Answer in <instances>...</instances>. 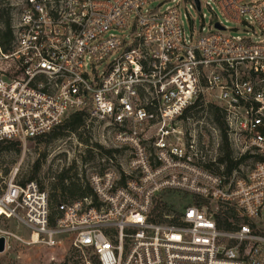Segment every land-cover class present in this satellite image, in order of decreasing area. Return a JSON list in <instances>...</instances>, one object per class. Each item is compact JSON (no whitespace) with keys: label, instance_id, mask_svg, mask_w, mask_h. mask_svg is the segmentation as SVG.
<instances>
[{"label":"built area","instance_id":"built-area-1","mask_svg":"<svg viewBox=\"0 0 264 264\" xmlns=\"http://www.w3.org/2000/svg\"><path fill=\"white\" fill-rule=\"evenodd\" d=\"M197 3L17 6L12 47H0V142L36 139L84 111L85 128L101 125L117 150L87 178L96 199L58 204L52 224L36 181L21 185L15 173L5 181L0 216L23 225L31 243L53 248L68 239L98 264H264V0ZM181 4L207 9L209 23L197 29ZM218 13L251 34L230 33ZM198 101L223 110L231 148L252 156L244 174L243 165L228 177L202 165L216 157L201 154L184 128L191 118H181ZM163 191L193 202L154 217ZM228 210L226 228L217 214Z\"/></svg>","mask_w":264,"mask_h":264},{"label":"rangeland","instance_id":"rangeland-1","mask_svg":"<svg viewBox=\"0 0 264 264\" xmlns=\"http://www.w3.org/2000/svg\"><path fill=\"white\" fill-rule=\"evenodd\" d=\"M23 0H8L9 4L14 7L16 17L17 6H20ZM168 5V4H166ZM164 5L162 9L166 6ZM181 16L188 14L190 19L195 22V27L199 29L202 25L206 26L210 21V13L203 8L200 12L189 7V4H181ZM201 14L204 15L203 21ZM218 18L228 26L229 32L241 36H248L251 34L250 30L245 29L241 25L232 22H225L218 13ZM185 27H188V22L184 20ZM238 29L235 31L234 29ZM70 115V114H69ZM68 115V116H69ZM67 116V117H68ZM202 122L203 124H198ZM186 134L196 138L200 148L201 154L206 156V159L216 157L218 153L219 137L213 130L212 125L203 119H191V121L184 124ZM88 131V132H87ZM85 136L89 137V143L97 142L105 148L113 147L110 135L103 130L102 126L95 125L94 128L85 130ZM77 134L65 133L58 139L51 141L49 144L37 142L35 140H21L20 143L10 150L0 151V191L7 179L15 173L16 180L27 179L34 167L37 159L42 161L40 169L37 173L36 182L41 184L49 193H54L57 198L59 192L54 188L56 185V175L65 169L68 174L72 173L78 175L83 181L87 180L89 174L97 171L102 162H98V155L93 154L88 158L87 145L81 141ZM197 146V143H196ZM199 150V147H197ZM235 151L238 149L232 148ZM233 150V151H234ZM234 151V157L239 155ZM239 152H242L241 150ZM84 157H87L84 161ZM101 160V159H100ZM99 160V161H100ZM122 167L125 166V161L120 158L116 161ZM252 161H247L240 167V174H244L252 165ZM7 170V173L5 171ZM168 202L174 205L176 210L182 209L187 203L192 201V198L187 195L185 198L182 194L171 193L168 197ZM159 201V200H158ZM5 237V249L0 253V264H65L67 257L70 261L81 257L89 258L92 254L89 251H78L68 239H60L58 245L53 248L45 247L42 243H31L30 232L12 217L0 216V237Z\"/></svg>","mask_w":264,"mask_h":264},{"label":"trees","instance_id":"trees-1","mask_svg":"<svg viewBox=\"0 0 264 264\" xmlns=\"http://www.w3.org/2000/svg\"><path fill=\"white\" fill-rule=\"evenodd\" d=\"M14 7L9 4L8 0H0V47L3 50L10 49L12 47V42L14 40L13 35V23H14ZM86 114L84 111L71 113L68 117H66L61 124L52 128L48 133L37 137L35 140L37 142L44 143L45 145L49 144L51 141L64 136L65 133H73L77 134L78 137L85 136V121ZM182 119H201L209 122L212 127L216 130L217 136L219 137V145H218V154L214 161L207 160L202 163V165L211 171L214 174L224 175L226 177L230 176L235 170H238L241 165H243L247 160L252 157L248 153L240 155L238 157H234V151L231 148V144L228 138V129L225 123L223 110L217 105L208 103L206 106H201V102L198 101L196 105L185 110L181 116ZM88 132V131H87ZM81 141L89 147L88 158L95 157L93 154L98 155L96 157L98 162L105 155L112 156V154L117 151L115 148H105L103 145L95 142L89 143V137H80ZM20 142L18 140H8L5 142H0V151L2 150H10L14 146L18 145ZM44 155H42L43 157ZM41 159H37L34 163L33 170L30 176L24 180H16L17 183L24 185L28 181H35L37 177V173L41 166ZM87 157H84V161ZM256 158V157H254ZM101 165V164H100ZM222 167V169L220 168ZM68 170L65 169L56 175V185L54 188L59 192V198L56 197L54 193H49V191L45 190L41 184H38L41 190H45L48 194V206L50 210L49 222L53 223V220L58 215L57 205L63 202L73 201L76 199H80L83 197H91L92 200H95V196L92 193L91 188L88 185V181H83L82 178L76 174V172L71 175L68 174ZM7 173V170L5 171ZM4 186V185H3ZM174 193L172 191H163L160 192L155 198V204L152 209V215L154 217L161 218L162 213H169L171 211L178 212L174 208V205L168 202L167 197ZM179 194L178 192H175ZM186 194H182V197H186ZM159 200V201H158ZM196 204H201L202 200L196 199L194 200ZM193 202V199H192ZM187 203L186 205H189ZM185 205V206H186ZM228 217H234V212L232 210L226 211L224 214L218 213L217 218L220 221H223L222 224H225V227H230V225L226 224V220ZM221 225V223H220ZM80 251L79 249H77ZM71 256L66 258L65 264H84L83 259L79 257L78 259L70 261ZM89 260L93 264H98L96 258L91 255Z\"/></svg>","mask_w":264,"mask_h":264},{"label":"water","instance_id":"water-1","mask_svg":"<svg viewBox=\"0 0 264 264\" xmlns=\"http://www.w3.org/2000/svg\"><path fill=\"white\" fill-rule=\"evenodd\" d=\"M195 1H196V4L198 5L197 0H195ZM4 249H5V238L3 236H1L0 237V253L3 252Z\"/></svg>","mask_w":264,"mask_h":264}]
</instances>
